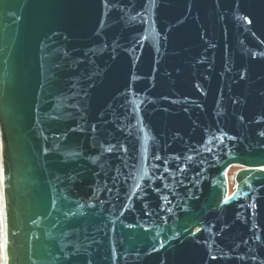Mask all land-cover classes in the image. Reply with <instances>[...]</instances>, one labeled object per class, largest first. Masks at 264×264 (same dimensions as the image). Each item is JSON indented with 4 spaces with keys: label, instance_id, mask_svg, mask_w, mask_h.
Instances as JSON below:
<instances>
[{
    "label": "water",
    "instance_id": "95a60500",
    "mask_svg": "<svg viewBox=\"0 0 264 264\" xmlns=\"http://www.w3.org/2000/svg\"><path fill=\"white\" fill-rule=\"evenodd\" d=\"M0 238L1 264H264V0H0Z\"/></svg>",
    "mask_w": 264,
    "mask_h": 264
},
{
    "label": "rangeland",
    "instance_id": "374dc122",
    "mask_svg": "<svg viewBox=\"0 0 264 264\" xmlns=\"http://www.w3.org/2000/svg\"><path fill=\"white\" fill-rule=\"evenodd\" d=\"M241 168V166L238 165H233L229 172H228V181L230 185V191L232 192L235 188V183L231 182V179L229 178L231 175H235V173ZM0 243H1V238H0ZM0 264H1V246H0Z\"/></svg>",
    "mask_w": 264,
    "mask_h": 264
},
{
    "label": "flooded vegetation",
    "instance_id": "af4514ba",
    "mask_svg": "<svg viewBox=\"0 0 264 264\" xmlns=\"http://www.w3.org/2000/svg\"><path fill=\"white\" fill-rule=\"evenodd\" d=\"M231 182H232V183H235V188H236V184H237V183H236L235 178L232 179ZM235 188H234V190H235ZM234 190H233V191H234ZM233 191H232V192H233ZM232 192L230 191V186H229V195H230Z\"/></svg>",
    "mask_w": 264,
    "mask_h": 264
},
{
    "label": "bare ground",
    "instance_id": "6f19581e",
    "mask_svg": "<svg viewBox=\"0 0 264 264\" xmlns=\"http://www.w3.org/2000/svg\"><path fill=\"white\" fill-rule=\"evenodd\" d=\"M238 166H240V165H238ZM240 169H242V166H241V168H240ZM240 169H239V170H240ZM229 186H230V185H229Z\"/></svg>",
    "mask_w": 264,
    "mask_h": 264
}]
</instances>
